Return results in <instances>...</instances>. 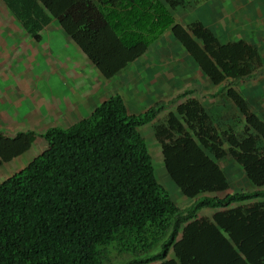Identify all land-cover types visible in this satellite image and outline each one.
I'll return each instance as SVG.
<instances>
[{
  "label": "trees",
  "instance_id": "16d2710c",
  "mask_svg": "<svg viewBox=\"0 0 264 264\" xmlns=\"http://www.w3.org/2000/svg\"><path fill=\"white\" fill-rule=\"evenodd\" d=\"M122 1L133 2L42 3L104 79L143 55L146 39L167 28L214 84L247 79L259 65L252 45L222 44L199 21L184 26L174 22L162 5L151 8L141 0L139 23L114 25L98 3ZM185 1L164 0L169 8ZM10 8L20 18L29 14V9ZM41 21L45 24L46 19ZM39 26L31 25L36 41ZM228 92L239 103L234 90ZM166 107L159 102L131 114L115 94L68 127L46 128L40 134L46 147L0 181V264H264V203L218 212L213 222L198 217L205 207L264 197V190L199 196L228 187L219 166L226 157L236 160L255 186H264V147L258 140L264 142V124L242 107L241 132L217 127L194 98L166 111L153 126L164 167L181 194L195 198L180 208L157 180L139 130ZM35 140L31 130L0 133V167Z\"/></svg>",
  "mask_w": 264,
  "mask_h": 264
},
{
  "label": "crops",
  "instance_id": "0c3cea01",
  "mask_svg": "<svg viewBox=\"0 0 264 264\" xmlns=\"http://www.w3.org/2000/svg\"><path fill=\"white\" fill-rule=\"evenodd\" d=\"M6 1L0 0V132L3 134L6 131L5 135L12 136L18 131L31 130L36 135H40L51 126L68 127L88 116L104 99L115 94L123 98L128 112L131 114L142 113L159 102L166 104L165 112L174 109L178 103L182 102H177L176 97L172 95L168 99L162 98V94L157 91V83H143L139 87L138 84L128 80L127 76L123 77L124 82H122L121 90L113 88L115 80L120 78L119 74L122 71H127L129 66L145 55L148 47L143 55L116 74L115 80H112L114 78L112 77L104 81L98 75L99 73L94 71L96 68L92 63L91 69L87 68V57L64 33L42 0H9L11 4ZM140 1H122L115 5L103 2L98 3V7L101 10L109 11L122 4L130 6ZM10 7L29 9V14L20 18ZM194 7L198 8L200 13L196 15V19L191 20L193 12L189 9L184 10L183 17L177 20L187 24L188 22H201L213 32L222 44L244 41L256 49L260 58L259 65L247 79L232 80L228 78L217 84L208 81L214 88L215 96H218L217 100L213 101L215 105L213 114L222 113L223 108L231 110L235 116L230 125L238 131L245 127L243 108L264 124V81L260 82V78L264 77V37L261 35L264 34V0H201ZM119 16L114 11L113 18H119ZM174 16L176 15L174 14ZM43 18L46 19L45 24L41 21ZM109 22L121 24L122 20H114L109 17ZM32 24L42 25L37 28L38 41L33 38L30 32ZM168 36L177 41L170 31ZM177 43L192 59L182 45L178 41ZM88 75H95L96 84L90 80L91 78H88ZM255 84H258L257 90L254 88ZM20 87L37 89V95H34L30 100L21 98L13 100L11 98L12 89L16 90ZM224 88L225 90H223ZM247 88L250 89L247 90ZM228 89H233L239 96L241 99L239 103L229 96ZM197 101L201 104L199 100ZM204 104L213 106L210 101H204ZM157 117L147 125L155 123ZM146 126H141L139 130L147 142L143 130ZM160 153V157L156 156V158L164 168L167 181L163 185L159 179L157 180L171 196L173 195L174 202L180 208H185L195 198L181 194L167 174L163 163L161 144ZM221 162L224 164L226 162L219 160V166L226 175L228 187L220 192H204L199 196L223 198L233 193L264 190V186L258 187L252 183L243 167L236 160L233 159V162L230 163L231 166L235 165L237 168V171L232 174L228 169L226 171L223 168ZM155 175H157L156 172ZM260 202L264 203V197L232 202L226 207H205L198 211V217L213 222V216L218 212L231 209L245 210L251 204ZM231 246L236 247L233 241H231Z\"/></svg>",
  "mask_w": 264,
  "mask_h": 264
},
{
  "label": "rangeland",
  "instance_id": "374dc122",
  "mask_svg": "<svg viewBox=\"0 0 264 264\" xmlns=\"http://www.w3.org/2000/svg\"><path fill=\"white\" fill-rule=\"evenodd\" d=\"M198 1L201 0H186L181 6L179 5L176 8H169L164 2V0H146L147 4H149L151 8L156 5L165 6L166 9H169L171 14L173 15L174 22H180L179 24L181 25H187V23H183V21L177 20L183 17V12L185 13V11L190 9V11L193 12V14H191V20L196 19V15L200 14L199 9L194 7ZM140 4L141 2L135 5L132 4L130 6L127 4H122L116 8H113L115 14L120 15L119 18H113V10L105 11L104 9H102V12L111 19L122 20V23L128 22V24H137L140 22V20L138 19V14H141L140 12H142L144 9L142 8L143 6ZM146 13L147 12H145V14ZM174 14L176 16H174ZM118 24L119 23L117 22L114 25ZM169 31V28H167L158 37L150 41L149 39L151 38H148V34H146L148 38L145 41L148 47L147 52L140 59H138L131 66H129L127 71H122L119 74V79H116V77L112 79H116L113 84V88L116 87L118 88V90H121L122 82H124V76H127L128 80H131V82L138 84L139 87L142 86L143 83H157V91L158 93L162 94V98L168 99L172 95L176 97L177 102L186 100V98H194L196 100H199L201 102V105H203L204 108L207 109V111L215 119L217 127L220 126V128H225L226 126H230L233 128V126L230 125V122H232L231 120H233L232 118H234L235 114L231 113V110H225V108H223L222 110L224 113L228 114L227 116L223 112L213 114L215 106L213 101H216L218 98V96H215L216 93H214V88L209 84L208 77L205 76L202 70L196 65L195 61L188 57L187 53L181 48L177 41L171 39L168 36ZM261 35L264 37V34ZM131 39H133V36L131 37ZM86 62L85 63L87 68L91 69V66H93L91 62H89L88 60ZM94 71L96 72L97 70ZM98 75L102 80L105 81V79L101 77L100 74ZM94 76L95 75H88V78H91L90 80H92L93 83L96 84ZM260 79V82L264 81V77H261ZM258 84L254 85L255 90L258 89ZM249 89L250 88H247V90ZM223 90H225V88ZM166 92L167 94L165 95ZM173 92L174 94H172ZM12 93L13 95L11 96V98L13 100H15L16 98L30 100L34 95H37V89H23L20 87L16 90L12 89ZM204 101H210L213 106L204 104ZM165 113L166 111L163 113L161 112L157 117V120H155V123L162 121ZM155 123L143 125H147L143 130L144 134L147 137L148 150L153 156V163L155 167V172L157 174V179H159L163 184L167 181V179L161 162L156 158V156H158L159 158L161 153L160 144L157 141L153 131V126ZM233 129L236 130L235 128ZM5 133L6 131H4V135ZM258 140L260 141L261 146L264 147V142L260 138H258ZM45 147L46 145L43 141L42 136L37 135L36 141L33 143L32 147H30L24 154L10 162L3 164L0 167V181L25 166L30 159H32L36 154L41 152ZM223 161L226 162L225 164L221 162L223 168L226 171L228 169L231 174L237 171L235 165H230V163L233 162V158L226 157L225 159H223Z\"/></svg>",
  "mask_w": 264,
  "mask_h": 264
},
{
  "label": "clouds",
  "instance_id": "9594fccd",
  "mask_svg": "<svg viewBox=\"0 0 264 264\" xmlns=\"http://www.w3.org/2000/svg\"><path fill=\"white\" fill-rule=\"evenodd\" d=\"M36 138H37V135H36ZM35 141H36V140H35ZM31 147H32V146H31ZM23 154H24V153H23ZM30 160H31V159H30ZM30 160H29V161H30ZM11 161H12V160H11ZM23 167H24V166H23ZM19 170H20V169H19ZM17 171H18V170H17ZM11 175H12V174H11ZM4 179H5V178H4Z\"/></svg>",
  "mask_w": 264,
  "mask_h": 264
}]
</instances>
